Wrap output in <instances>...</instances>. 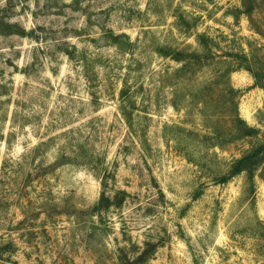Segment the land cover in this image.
<instances>
[{"label": "rangeland", "instance_id": "1", "mask_svg": "<svg viewBox=\"0 0 264 264\" xmlns=\"http://www.w3.org/2000/svg\"><path fill=\"white\" fill-rule=\"evenodd\" d=\"M129 263L264 264V0H0V264Z\"/></svg>", "mask_w": 264, "mask_h": 264}, {"label": "trees", "instance_id": "2", "mask_svg": "<svg viewBox=\"0 0 264 264\" xmlns=\"http://www.w3.org/2000/svg\"><path fill=\"white\" fill-rule=\"evenodd\" d=\"M179 53H176V57H175V60H179V58L177 57V56H180V55H178ZM239 68H241V67H239ZM248 70L247 71H249L250 73H252L253 74V77L255 78V80L257 81V77H256V74H254V72L250 69V68H247ZM260 83H257V86H259L260 87V85H259ZM262 87V86H261ZM263 88V87H262ZM252 160H253V157L251 156V155H247L246 157H244V158H242L239 162H238V166H237V169H238V171L237 172H239V170H240V168L241 167H244V168H246V166H248V165H250L251 163H252ZM237 174H239V173H237ZM145 255H146V253H145ZM144 255V256H145ZM143 256V255H142ZM143 256V257H144ZM143 257L140 259V260H143ZM129 262V261H128ZM130 264V263H129Z\"/></svg>", "mask_w": 264, "mask_h": 264}]
</instances>
